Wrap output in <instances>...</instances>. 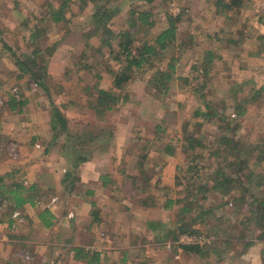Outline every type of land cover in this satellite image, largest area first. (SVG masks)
<instances>
[{
	"label": "rangeland",
	"instance_id": "1",
	"mask_svg": "<svg viewBox=\"0 0 264 264\" xmlns=\"http://www.w3.org/2000/svg\"><path fill=\"white\" fill-rule=\"evenodd\" d=\"M45 1L47 0H0L1 37L12 46L13 43L19 45L20 50L16 51L17 54L22 52V55H25L31 51V49L26 47L25 42H22V37L28 35L27 32L23 34L25 29L23 21L27 19L31 24V18L39 13L40 5H43ZM115 1L111 0V5ZM216 1L150 0L149 2V0H117L120 16L119 18H113L111 22L115 33L119 30L127 29L124 20L129 11L133 9L138 11L150 9L152 11L155 26L149 31L139 33L138 41L140 42L152 41L153 37L166 27L168 16L180 18L181 23L178 27L175 45H180L181 48H177L173 52H169L171 49L167 50L159 60L155 61L153 66L164 69L169 57L175 55L179 57L175 78L181 77L183 80L171 83L167 95L157 96L153 93L154 91L148 83L151 72L145 71L144 74H136L134 80L126 88L130 96L129 101L106 116V123L103 125L111 127L112 135L107 133L109 129L106 128L104 130L105 134L102 135L101 144L105 143L104 153L107 155L108 151L109 158H112V166L120 164L117 168L124 171L123 174H117L118 181H122L120 188V193L122 194L117 196L114 192V195L120 198L121 202L124 200L129 204L127 206L125 203L113 202V205L127 207L130 210V217H135L133 222L123 219L121 222L122 228L119 227L118 230L117 228L113 230L112 234L120 242L114 236H109L111 232L106 233V235L112 247H121L123 242L120 233L122 235L127 234V232L130 233L129 231L136 233L140 229L141 232L139 233L145 235V241H149V244L147 245L146 243L147 248L143 247L144 250L142 251L130 253L131 255H127L125 260L122 258L125 256L122 253L123 250L114 249L111 256L108 255L109 257L106 260H102L99 264H264V242L254 240L253 245L242 256L238 255L242 246L236 242L230 249L231 251L226 253L223 260L219 261L212 253H208L205 258H200L196 254H188L181 248H175L170 242L166 244L155 243L153 242L155 240L154 236L158 233L160 234L164 229L158 226L156 227V232H154L151 228L147 230L144 224V221L148 220L168 225L174 219L176 211L178 207L182 206V203L173 205L165 210L163 208L164 200L181 201L186 197V186L175 185L176 177H185V175L189 177L186 171L184 172L186 169L184 165L185 163L187 165V161L192 157L191 152H189L190 156H188L181 150V139L184 133L194 135L212 147L214 144H211L217 137L222 135V129L226 127L225 122H221L219 119L227 118L231 120V128L238 126V130L235 133L236 137L246 139L254 144L262 140L264 143V91L254 103L246 105V113L242 118L235 117L232 107V90H237L234 98L249 99L252 95L251 90L257 91L264 87V51H262L260 57L252 56V53L264 46V0H248L241 8L228 11L225 14L218 11ZM79 5L78 2L71 3L70 10L67 13V19L70 20L67 29L62 27V24L48 29L43 48L55 45L56 48L45 50L39 56V60L41 58L49 63L48 73L51 77L48 83L52 89L53 101L57 105L73 102V104H67L68 108L63 110L72 130H75V126H80L78 127L80 129L82 125L94 121L93 115L84 114V111H81V106L86 103L90 94H93L91 88L95 83L107 90L112 88V77L106 69L114 65L113 60L107 54V48L102 49V54L97 53L96 49L99 44L96 43V37L89 39L82 37V35H88L92 29L88 19L91 6L81 12ZM69 31L72 33L67 37L66 41L61 40L63 39V34ZM1 37L0 160L19 162V159L23 158L21 155L24 150L19 148L17 141L13 142L9 141V138H3L5 134H3L4 128H2L1 123L4 121V117L8 119L10 125H13L14 122L12 120L16 119L10 115L5 116L6 95L11 94L15 95V97L17 95L19 100H21L23 95L25 96L27 93V97L31 102L30 105L36 104L39 111H41V103L45 109L48 105V111L50 110V105L46 98V93L41 88L26 79H16V66L11 58L2 52ZM86 43L93 48L88 49L83 55L82 52ZM208 51L213 53V57L209 73L204 77L202 63L206 62V52ZM86 65L92 71H84ZM95 75H100L99 79ZM57 93H60V95ZM199 94H203L206 101H210L215 105L217 108L215 110L217 113L216 117L205 119L195 115L197 109H201L203 112L206 111ZM30 105L25 110H29ZM224 132L229 136L234 135L233 132L225 130ZM18 138L21 139L20 137ZM42 138L43 141L41 142L33 141L35 152L33 156L32 154H28V156L39 160L38 163L42 164L39 169H41L44 183H53L54 185L64 175L59 171L64 169L65 166L54 163L59 161L61 146L58 143H52L50 130ZM167 145L176 147L173 156L167 155L164 149ZM50 152H52L51 155L42 159L43 153ZM28 156L24 155L25 158H28ZM142 157L147 158L143 162L145 168L138 165ZM169 157H171L169 161H166ZM24 163H27V161ZM105 163L106 161L104 165ZM167 164L168 166L171 164V172L166 174L165 168ZM197 164L198 166L202 165V168L204 165H210L212 166L211 170L216 165L204 159H198ZM49 165H54L58 170L51 172ZM154 165H158L159 169L154 170ZM179 168H183V171L179 170ZM141 170H143L142 174H140ZM206 171L208 170L204 168L202 173H206ZM260 172L264 174V164L255 168L256 174ZM130 178H133L134 181L132 182ZM142 179L147 181H142ZM149 180H151V183L148 182ZM154 181H156V185ZM22 182L24 183V180ZM185 184L186 180H183L182 185ZM75 187L77 186L75 185ZM147 187L146 193L142 191ZM52 189L53 191L48 189L45 192L41 190L40 193L42 194L37 197V204H42L40 200L45 204L50 203V199L54 198L57 199L56 202L59 201L61 203L63 196L52 195V192H55L54 188ZM255 192L258 193L259 191L256 190ZM148 197L153 202L154 207H151V209L155 210V213L153 212L149 219L146 215H141L140 203H138L139 200H143L148 202V205L149 203L151 204V201L147 199ZM206 197L205 200L199 201V204L204 206V208L215 207L217 202H220L219 198H221L210 193ZM116 200L118 199L116 198ZM0 205L1 207L5 205L1 198ZM67 208L68 204L65 202L61 215H64L67 218L66 220L70 221L68 219H72L73 213L68 212ZM117 209L114 208V210ZM224 209L226 213H222V211L217 209L213 214L228 220L230 224L241 230L239 222L242 216L234 213L231 205ZM121 211L124 214L126 213L124 210ZM70 213L72 217L68 216ZM19 220L20 217L16 219V221ZM67 226H70L69 222H67ZM195 228L202 233L199 238L205 240V243L212 240V238L207 236L209 226L197 225ZM252 230L254 229L252 228ZM250 231L247 230V233L245 232L246 235H244L248 236L249 239H254L257 233ZM73 243H76V241L72 240L71 244ZM136 243L130 244L135 245ZM87 244H89L88 241H86L84 246ZM104 244L106 245L107 242ZM113 244H116V246ZM168 245H170V248H168ZM215 247L219 248V246ZM71 248L63 247L61 251L60 249H54L47 263L86 264L84 259H74L76 254ZM94 251L95 248L91 247V251L89 250L88 252L91 254ZM185 257L190 258V262ZM30 258L31 256L28 255L25 259L30 260Z\"/></svg>",
	"mask_w": 264,
	"mask_h": 264
},
{
	"label": "trees",
	"instance_id": "2",
	"mask_svg": "<svg viewBox=\"0 0 264 264\" xmlns=\"http://www.w3.org/2000/svg\"><path fill=\"white\" fill-rule=\"evenodd\" d=\"M247 1L217 0L216 6L220 13L225 14L228 11L241 8ZM74 2L80 4L79 10L81 12L88 6H91L88 19L92 29L88 35H82V37H85V39L96 37V43L99 44V47L96 49L97 53L102 54V49L107 48V54L113 60L114 65L106 69L112 77V88L108 90L100 89L98 83H95L91 88L93 94H90L89 99L81 106V111H84V114L93 115L94 121L82 125L80 129H78L80 126H75V130H72L69 127V122L63 110L68 108L67 104H73V102L70 101V103L67 102L57 105L53 101L52 89L48 83L51 77L48 73L49 63L41 58L39 60V56L45 50L56 48V45L45 49L43 48V43H45L47 38V31L61 24L62 27L67 29V25L70 24V20L67 19V13L70 10L71 3ZM110 2L111 0L45 1L43 5H40L39 13L31 18V24L27 19L23 21V26L25 27L23 34L27 32L28 35L22 37V42H25L26 47L31 49L25 55H22V52L17 54L16 51L20 50L19 45L13 43L12 46L7 43L1 37L2 34L0 32L2 52L6 53L15 64L16 79H26L27 81L33 82L48 97L50 105V127L53 133L51 141L52 143L60 144L61 154L65 156L68 163L72 166L63 179V182L67 184L66 192H74V189H76L74 184L77 180L75 176L76 170L74 171L75 167L81 163L88 162L92 152L105 150V143L101 144L102 135L105 134L104 130L108 128L109 131L107 133L112 135L110 131L111 127L103 125L106 123V116L129 101L130 96L126 88L134 80L136 74H144L145 71L151 72L148 83L151 85L154 91L153 93L157 96L167 95L171 83L177 80H183L181 77L175 78L176 65L179 61V57L175 55L169 57L164 69L153 66L155 61L159 60L167 50L171 49L169 52H173L177 48H181L180 45H175L178 36V27L181 23L180 18L168 16L166 19V27L154 36L152 41L140 42L138 41L139 33L149 31L155 26L152 11L150 9L140 11L133 9L129 11L124 20L127 29L119 30L115 33L113 31V23L111 22L113 18H119L120 10L117 8V0L113 5ZM71 33L69 31L63 34V39L61 40L66 41ZM92 48L90 44L86 43L82 54L85 55V52ZM262 51H264V46L258 48L255 53H252V56L260 57ZM212 57V52H206V62L202 63L204 77L209 73ZM84 71L89 72L92 69L86 65ZM95 76L99 79L100 75ZM263 91L264 87L257 91L251 90L252 95L249 99L240 98V100L234 98L237 90H232V107L235 117L242 118L246 113V105L254 103ZM57 94L60 95V93ZM199 96L203 100L206 111L203 112L201 109H197L195 115L205 119L216 117L217 113L215 110L217 108L215 105L210 101H206L203 94H199ZM6 101L9 110L17 113H20L26 104V101L19 100V97L11 94L6 95ZM219 120L225 122L226 127L225 129L221 128L222 135L214 140L211 144H214L212 147L194 135L184 133L181 139V150L188 156H190L189 152H191L192 157L187 161V165L186 163L184 165L186 168L184 172L186 171L189 177L187 175L185 177H176L175 185L181 187L186 186V197L181 201L172 199L164 200L163 208L165 210L173 205L182 203V206L178 207L171 223L166 225L148 222V225H150V228L152 227V230L156 231V224L159 226L162 224L161 228L164 230L155 237L157 243L165 244L170 242L175 248H181L186 253L196 254L200 258H205L208 253H212L220 261L226 256V253L231 251L230 249L236 242L242 246L241 252L238 253L240 256L253 245L254 240L264 242V174L262 172L259 174L255 173V168L264 164V143L262 140L254 144L246 139L236 137L235 133L238 130V126L231 128V120L227 118H221ZM99 123L101 124L98 125ZM224 130L233 132L234 135L229 136ZM164 149L167 155L173 156L176 147L167 145ZM206 152L208 154L205 155ZM144 159L147 158H141L139 162L140 167L143 166ZM198 159L208 160L211 164H216L215 168L211 170L212 166L210 165H204L203 168L201 167L202 165L198 166ZM204 168L208 170L206 173H202ZM154 169L156 170L157 168ZM179 170L183 171V168H179ZM142 171H140V174H142ZM130 180L132 182L134 181L133 178H130ZM183 180H186L185 185H182ZM142 181L147 180L142 179ZM148 182L151 183V180ZM154 184L156 185V181H154ZM147 189L148 187L142 191L146 193ZM16 190L21 195L24 189L18 185ZM254 190L259 192L256 193ZM208 193L221 197L219 198L220 202H217L215 207L204 208V206L199 204V201L201 202L207 198L206 195ZM32 196L30 195V197ZM15 200V208L21 207L23 202L17 197V194L15 195ZM149 201H151V204H149L152 206V200L149 199ZM138 203H140L139 207H147L148 205V202L143 200H139ZM228 205H231L234 213L242 216L239 222V225L241 224V230H238V227L230 224L228 220L213 214L217 209L222 211V213H226L224 208ZM244 207L245 209H243ZM39 218L44 227L50 228L53 225V217L47 210H43ZM197 225L209 226L207 236L212 238V240H209L202 246L198 244L177 245L182 236L201 237L202 233L199 229L195 228ZM247 230H252L250 232L257 233L254 239H249L248 236H245ZM215 246H219V248ZM75 252L78 255L77 258L84 259L86 264L99 262V255L96 253L89 255V252H84L80 249H75Z\"/></svg>",
	"mask_w": 264,
	"mask_h": 264
},
{
	"label": "crops",
	"instance_id": "3",
	"mask_svg": "<svg viewBox=\"0 0 264 264\" xmlns=\"http://www.w3.org/2000/svg\"><path fill=\"white\" fill-rule=\"evenodd\" d=\"M25 96L23 95L22 100L26 101V104L20 113L10 111L6 103L5 116L10 115L16 118L12 120L14 122L13 125L9 124L8 119H5L6 117L1 123L2 128H4L3 134H5L3 138H9L8 140L13 142L17 141L19 148L24 150V152L21 155L23 158L19 159V162L0 160V198L5 204L0 207V264H48L47 261L50 259L52 251L54 249H60L61 251L63 247H72L71 250L73 252H75V249H80L84 252L86 250L91 251V247H94V253L99 255V264L102 260H106V258L111 256L114 249H122V253L125 255L122 258L125 260L127 255H131L130 253L142 251L144 250L143 247L147 248L149 241H145V235L139 233L141 232L140 229L136 233L133 231H129L130 233L127 232L125 235L120 233L123 242L121 247H112L106 235V233L111 232L109 236H114L112 234L113 230L116 228L118 230L119 227L122 228L121 222L123 219L133 222L135 218L134 216L130 217V210L127 207L113 205V202L125 203L127 206L129 204L124 200L121 202V199L117 197L118 194H122L120 193L122 181H118L117 174H123L124 171L117 168L120 164L112 166V158H109L108 151L107 155L104 153L105 150L94 151L92 152V157L94 155L95 158L90 157L88 162L81 163L75 167L74 171L76 170L75 176L77 180L74 184L77 187L74 192H66L67 184L63 182V179L72 166L69 165L67 159L61 153V156L59 155L60 157H58L59 161L54 163L65 166L64 169L59 171L64 174L62 179H59L54 185L53 183H44L41 169H39L42 164L38 163L39 160L28 156V154L34 155L33 141H43L42 136L47 135L49 130L51 131L50 112L48 111V105L45 109L42 103L40 104L41 111H39L36 104L30 105L31 102L27 97V93ZM46 98L48 100L47 96ZM29 105L30 109L25 110ZM25 154L28 158L24 157ZM43 154V158H41L45 159L52 152ZM170 158L166 159V161H169ZM26 161L27 163H24ZM49 166L51 172L58 170L54 165ZM143 166L145 168V165ZM167 166L168 164L165 168L166 174L171 172V164ZM153 167L157 168L156 170L159 169L158 165ZM23 180L24 183L22 182ZM18 185L24 189L21 195L16 190ZM52 188L55 191L52 192V195H62L63 201L61 203L58 201L52 206H48L50 203L45 204L41 200L42 204H37V197L42 194L40 193L41 190H43L42 192L48 189L53 191ZM114 192L117 196L114 195ZM16 194L23 202L19 208H15ZM30 195L34 197H30ZM31 200L32 202H30ZM65 202L68 204V212L73 213V217L71 213L68 215L72 217V219H68L70 221H67V218L61 215ZM151 207L153 208L154 206L149 204L147 207H140L141 215H146L149 219L150 215L153 212L155 213V210L151 209ZM114 208L118 209L114 210ZM43 210H47L53 217V225L50 228L44 227L40 221L39 215ZM121 210L126 211V213L124 214ZM15 212L20 214L19 221L12 218ZM67 222L70 223V226H67ZM148 222L154 221H144L146 229L150 230ZM156 226L158 227L159 225L156 224ZM153 231L156 232L155 230ZM114 238L120 242L115 236ZM72 240L76 241V243L71 244ZM86 241L89 242L86 245L87 247L84 246ZM106 242L107 244L105 245L104 243ZM153 242L157 243L155 240ZM130 243L136 244L131 245ZM81 245L83 246L81 247ZM113 245L116 246V244ZM92 254L89 253V255ZM28 255L31 256L30 260L25 259ZM77 256L75 255L74 259L80 260ZM185 258L187 259L188 257ZM187 261L190 262V258Z\"/></svg>",
	"mask_w": 264,
	"mask_h": 264
},
{
	"label": "built area",
	"instance_id": "4",
	"mask_svg": "<svg viewBox=\"0 0 264 264\" xmlns=\"http://www.w3.org/2000/svg\"><path fill=\"white\" fill-rule=\"evenodd\" d=\"M17 97V95H16ZM57 201L56 198L52 199L50 204L48 206H52L53 204H55V202ZM1 207V205H0ZM20 217V214L18 212H15L13 215H12V218L13 219H19ZM205 243V240L201 239V238H196V237H189V236H182L179 241H178V244L177 245H195V244H198V245H203ZM168 248H170V245H168Z\"/></svg>",
	"mask_w": 264,
	"mask_h": 264
}]
</instances>
